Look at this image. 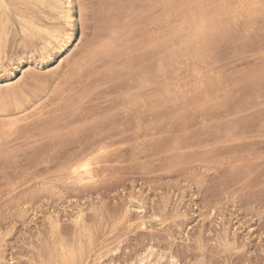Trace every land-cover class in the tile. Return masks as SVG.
<instances>
[{"label":"rangeland","instance_id":"rangeland-1","mask_svg":"<svg viewBox=\"0 0 264 264\" xmlns=\"http://www.w3.org/2000/svg\"><path fill=\"white\" fill-rule=\"evenodd\" d=\"M92 1L73 0V26L65 27V30L71 33L72 41L61 51H52V55L46 59L38 52L47 37L44 32L33 31V36L27 37L19 33L21 26L14 14L13 23H9V28L0 18L2 24L0 30L3 28L5 30L6 26L9 29V34L0 42L3 47L2 58L0 57V107L2 108V110L0 108V119L6 117L8 120L13 117L19 119L20 116L22 118L25 114L22 116L21 113H26L24 109L28 110L27 113L31 116L34 114L32 112L37 111L35 115L29 117L30 119L25 116L24 121L22 118L16 123L18 128L21 126V133L15 131L12 126L5 128L2 124L4 129L0 124V264H38L39 262L49 264L50 256L61 258L62 245L78 251L79 264L95 262L136 264L142 258L150 256L152 252L154 258L163 256L161 264H173V261L176 264H264V8L259 6L261 0H202L200 4L194 6L178 5L172 12L171 26L167 22L162 5L160 6L157 0L153 3L151 0L148 4L150 7L143 6L140 13L139 10L135 12L133 9L134 13L128 9V12L126 11L128 16L124 17L121 14L122 10L119 13V8L115 9V6L119 7L123 2L127 5L131 0H123V2L113 0V6L109 5L112 12L106 6L105 9L108 10H103L102 13L98 10L93 11L97 7L92 3L98 0ZM107 1L111 3V0H106V5H108ZM83 3L90 4L91 8L80 9ZM35 7L29 14L38 25L45 28L65 25L64 21L57 19V11L55 14V10L50 6L45 5L42 8L37 4V9ZM94 12L101 14H96L97 17ZM102 15L105 16L103 20ZM119 15L123 18L121 22L120 19L117 20ZM44 16L48 17H46L48 21ZM95 18L99 20L96 21ZM136 25L139 26L136 28ZM12 32L13 38L10 39ZM167 34L172 38L170 39ZM167 38L172 41L168 42ZM109 40L114 43L111 42L112 46L108 44ZM146 40L147 42H144ZM167 43L169 46L171 43L173 50L170 67ZM162 45L165 47H161ZM102 46L106 47L101 48ZM26 48L28 53L27 50L25 51ZM32 51L37 52V55L40 54V57L36 53L32 55ZM65 53H70L73 61ZM76 53H79L78 57ZM91 54H95L94 58ZM64 57L68 60L67 64ZM62 59L64 60L62 66L53 69ZM107 60L110 62L108 63ZM30 65H32V73L23 81L25 89L21 83L22 93L19 92L17 99L13 97L19 105H22L16 106L12 96L8 94L6 81L12 77L13 82L17 83L23 70ZM120 67L123 69L121 70ZM99 68L108 75L115 73L111 76L115 79H110L107 82L111 83H105L106 85H103L106 80L95 83V76L91 75L95 71L91 73V70L98 71ZM203 71L207 73L204 74ZM144 78H150L156 83L153 82V86L146 84L147 82L143 85L141 80L145 82ZM203 80L206 83H203ZM112 83L116 87L122 84L121 90H125L126 86L125 88H129L126 89L128 91L132 88V92H141L134 96L136 101L140 99L141 104L137 102L138 105H142H137L139 111L137 112L135 101L132 104L135 103L136 108L132 106L137 114L140 112L139 116L137 115L138 118L140 117L138 123L140 122L139 125L146 130L144 134H134L136 121L134 122L133 119L130 121L134 117L132 114H136L129 102L126 103L127 106L125 104L127 100L130 103L132 101L131 97L128 99L131 91L128 93L126 91V94L120 96L122 97L120 100L122 99V102L124 100L125 106L121 104L124 108L118 106L122 110H128L130 106L129 111H132V114L126 111L128 116L124 113L119 115L120 113L117 114L115 111V108L120 111L118 106H113L114 109L110 108L111 104H115L114 100H118L117 96L122 93L120 89L118 92V88L116 90ZM137 83L142 84V88ZM168 84L170 86H167ZM111 86L115 87L113 91L116 90V97ZM69 88L73 89L69 90ZM211 88L216 93L212 92ZM102 89L105 99H102L104 94L99 92ZM106 89L108 91L111 89L109 91L111 93L105 92ZM62 90L66 95L65 93L59 95L62 94ZM86 90H89L90 94L87 97ZM205 90L208 93L204 92ZM208 90L213 94L207 96ZM83 91H85L84 96H82ZM78 93L82 98H90L91 103L87 102L88 99L81 100ZM97 93L103 94L101 100ZM140 95L142 97L137 99ZM205 95L206 97L203 98ZM106 96L111 102L107 101ZM52 97L56 99L55 104L51 102L54 101ZM73 97L76 99H72ZM93 97L99 99L98 102ZM153 97L156 100L155 110H151ZM79 99L84 102V106L83 103H78ZM102 100H105V104L111 103L110 107L106 108L104 104L102 105ZM99 101L102 103L100 104ZM71 104L72 107L75 106L82 111V115L75 113L77 117L74 116L73 113L76 111L75 108L71 109ZM89 104H93L94 107L92 105L90 109H85L89 112L86 115V111L81 107L86 108ZM101 105L104 108H101ZM52 106L58 108L55 110ZM95 106L99 108L98 112L104 109L103 114L107 111L110 115L113 111H109L114 110L116 115L113 118L116 121L104 120L108 116L106 113V117L97 120L100 115L94 111ZM38 107L43 108L41 113ZM3 108L7 115L3 112ZM71 110L73 116L68 113ZM103 114L101 113L102 116ZM88 115L96 119L91 120L93 119L91 117L88 120ZM153 115L156 116L154 125ZM58 116L63 117L61 119ZM69 116L76 119L81 117L79 123H76L83 126L85 123L87 126H82L83 130H81L80 125L79 127L77 124L73 125L76 120L74 118L71 120ZM67 117L71 120H67L68 123L76 128L71 129L65 119ZM100 119L104 121L99 123ZM125 119L128 121L127 124ZM82 120H85L83 124ZM5 121L6 119L3 122ZM25 121L31 124L24 125L23 128L21 124H25ZM63 121L67 126L63 124L64 127L62 126L61 129ZM72 121L74 122L70 123ZM96 121L97 124L94 123V126L93 122ZM20 122L22 123L19 125ZM42 122L43 124L49 122L48 126L45 125L48 129L52 127L49 129L51 134ZM40 123L41 126L43 125L42 128L39 125L40 128L36 129ZM124 124L128 126L127 130ZM114 125H117L116 128ZM103 126L106 132L103 131ZM113 127L117 133H120L117 134L112 130ZM59 128L65 134L61 133ZM78 128L80 131L77 130ZM7 129L10 133H7ZM27 129L33 130L36 135L32 132L28 135V132L25 133ZM106 129L116 134H109ZM1 130L6 131L1 134ZM44 130L49 133L45 134ZM76 130L80 134L77 132L75 134ZM39 131L43 133L40 134ZM70 132L74 134H69ZM31 135L32 137H29ZM61 139L62 144H60ZM94 139L98 143L97 146L94 145L95 147ZM64 141H67L68 143H65L68 145L64 144ZM90 147L93 150L90 151ZM81 148V152H87L86 158L82 159L83 155L79 151ZM39 149L42 151L40 152ZM54 149L60 153L58 151L56 153ZM64 149L67 151L63 152ZM42 152L48 153L43 155ZM74 155H78L81 160ZM69 158L76 160L72 161ZM42 159L44 160L41 161ZM87 159L96 177L86 178L80 182L73 171L74 165ZM145 213L148 215L146 216ZM79 216L82 217L83 222L80 221L81 219L77 222ZM54 220L59 222L58 226L53 225ZM61 264L64 262L61 261Z\"/></svg>","mask_w":264,"mask_h":264},{"label":"bare ground","instance_id":"bare-ground-1","mask_svg":"<svg viewBox=\"0 0 264 264\" xmlns=\"http://www.w3.org/2000/svg\"><path fill=\"white\" fill-rule=\"evenodd\" d=\"M94 1V0H93ZM92 1V2H93ZM105 2H103V0L101 1V0H98V2L96 1H94L92 4H93V6H94V4L96 5L95 7H97V8H95V10L93 9V11H96V10H98V11H102V12H104L103 10H110V8L109 7H111V6H109V5H111L112 4V1L113 0H111V3L109 2L108 3V1H107V4L108 5H106L105 3H106V0H104ZM120 1V0H119ZM130 1V0H129ZM132 1V2H131ZM130 2H127V1H125V2H127V5H126V3H124L123 2V0H122V2L123 3H120V5H119V7H118V5H116L117 6V8H116V6H115V9H118L119 8V10L120 11H118L119 13H121V10H122V17H124V16H128V14H127V12H128V9H130V12H132L133 11V9H134V11L135 12H137L138 10H139V13H140V11L143 9V6H147L148 4H150V1L151 0H131ZM156 1V0H155ZM192 1V2H191ZM69 2H71V4H72V8L71 9H69L68 7H67V5L69 4ZM114 2V1H113ZM116 2V1H115ZM154 2V0H152V3ZM157 2L160 4V6L162 5V7L161 8H163V10H164V12L166 13V18H167V22L170 24V26H171V19H173L172 18V16H173V14H172V12H173V10H174V8L176 7V6H178V5H181V6H191V5H198V4H200L201 2H202V0H157ZM156 2V3H157ZM128 3H130V4H128ZM151 3V4H152ZM157 3V4H158ZM37 4H39V6H45V5H48V6H50L52 9H54L55 10V14H56V11H57V19L58 20H61V22H63L64 21V24L65 25H55V27H52V28H45V27H43V26H40V25H38L35 21H34V19H32L31 17H30V14L29 13H32V8L34 7V6H36L37 7ZM84 4V3H83ZM115 5V4H114ZM130 5V6H129ZM106 6L108 7V9H105L106 8ZM112 6H113V4H112ZM127 6H129V8H127ZM152 6V8H153V5H151ZM35 7V8H36ZM148 7H150L149 5H148ZM157 7V5H155V8ZM43 8V7H42ZM75 8V7H74ZM94 8V7H93ZM140 8V9H139ZM142 8V9H141ZM147 8V7H146ZM145 8V9H146ZM0 9L2 10L1 12H0V18H1V21H2V23L4 24V25H6V24H8V28H9V23H13V14L16 16V20H18V22H19V24H20V26H21V30H20V32L19 33H23L25 36H27V37H32L33 36V31H40V32H44L46 35H47V37L45 38V41L43 42V45L42 46H40V48L38 49L39 51V53L42 55V57L44 58V59H46L47 57H50L52 54H51V52L52 51H61L64 47H65V45L67 46V45H69L70 43H71V41H72V35H71V33H69L67 30H65V27L66 26H69V27H71V26H73V20H74V18H73V15H72V11H73V0H65V1H63V0H0ZM37 9V8H36ZM80 9H82V8H80ZM114 9V10H115ZM123 9H127V10H124L123 11ZM137 9V10H136ZM148 9H151V8H148ZM85 10V9H84ZM113 10V9H112ZM132 10V11H131ZM152 10V9H151ZM50 11V10H49ZM111 11V10H110ZM127 11V12H126ZM133 11V12H134ZM44 12H45V10H44ZM52 12V11H51ZM101 12V13H102ZM107 12H109V11H107ZM112 12V11H111ZM129 12V17H130V13ZM134 12V13H135ZM143 12V11H142ZM146 12V11H145ZM95 13V12H94ZM100 13V14H101ZM106 13V12H105ZM104 13V14H105ZM114 13V12H113ZM112 13V14H113ZM127 15H126V14ZM138 13V14H139ZM144 13V12H143ZM81 14H82V12H81ZM100 15L98 12H96L95 13V15ZM118 14V13H117ZM133 14V13H132ZM138 14H137V16H138ZM42 15V13L40 14V16ZM53 15H54V13H53ZM96 15V16H97ZM111 15V14H110ZM151 15H153V14H151ZM37 16H38V14H37ZM75 16V15H74ZM105 16H106V14H105ZM104 15H102V18L101 17H99V18H101L102 20L103 19H105L104 17H105ZM114 16V15H113ZM141 16V15H140ZM139 16V17H140ZM45 17V16H44ZM47 17V16H46ZM46 17H45V20H47L46 19ZM84 17V16H83ZM98 17V16H97ZM122 17H120V15H119V17L117 18V20L118 19H120L119 21L121 22V18ZM133 17V16H132ZM132 17L130 18V20L132 19ZM146 17V16H145ZM48 18V17H47ZM112 18V17H111ZM116 18V17H115ZM136 18V17H135ZM50 19V18H49ZM96 19V21H98L99 19H97V18H95ZM123 19V18H122ZM136 19H138V20H140L139 18H136ZM143 19L144 20H146L144 17H143ZM101 20V21H102ZM125 20H126V18H125ZM129 20V19H128ZM129 20V21H130ZM133 20H134V18H133ZM48 21V20H47ZM143 21V20H142ZM173 21V20H172ZM205 21V20H204ZM203 21V22H204ZM38 22V21H37ZM138 22V21H137ZM136 22V23H137ZM203 22H202V24H203ZM53 23V22H52ZM97 23H99V22H97ZM119 23V22H118ZM129 23V22H128ZM199 23H201V22H199ZM205 23V22H204ZM1 24V23H0ZM19 24H17V25H19ZM39 24H41V23H39ZM137 24H139V23H137ZM141 24V23H140ZM139 24V25H140ZM2 25V24H1ZM139 25H136V28H137V26H139ZM148 25V24H147ZM222 25H224V24H222ZM49 26V25H48ZM170 26H168V27H170ZM196 26V25H195ZM228 26V25H227ZM1 27V26H0ZM131 27V26H130ZM133 27V26H132ZM135 27V26H134ZM144 27V26H143ZM203 27V26H202ZM84 28H85V26H84ZM204 28V27H203ZM1 29V28H0ZM74 29V28H73ZM131 29V28H130ZM139 30L141 29L142 30V28H138ZM150 30H152V28H149ZM12 30V29H11ZM133 30V29H132ZM135 30V29H134ZM143 30H145V32H146V29H144L143 28ZM148 30V29H147ZM170 31H171V28H170ZM132 32V31H131ZM131 32H130V34H131ZM135 32V31H134ZM142 32V31H141ZM153 32H154V29H153ZM152 32V33H153ZM37 33V32H36ZM101 33V32H100ZM117 32H115V34H116ZM126 33V32H125ZM124 33V34H125ZM128 33V32H127ZM148 33V32H147ZM168 33V32H167ZM170 33V32H169ZM9 34V29H7V26H6V29L4 30V28H3V30H0V42L2 41V39H4V38H6V36ZM12 34H13V32L11 33V36H12ZM15 35H16V32L14 33ZM149 34V33H148ZM100 35V34H99ZM103 34H101V36H102ZM126 35V34H125ZM128 35H129V33H128ZM169 34H167V36H168ZM171 35H173V34H171ZM11 36H9V37H11ZM40 36V35H39ZM45 36V35H44ZM127 36V35H126ZM126 36H125V40H126ZM170 36V35H169ZM168 36V37H169ZM139 37V36H138ZM13 38V36L10 38V39H12ZM23 38V37H22ZM25 38V37H24ZM128 38H130V36L128 37ZM127 38V40H129ZM142 38V37H141ZM170 39L172 38V37H169ZM19 39H21V38H19ZM26 39V38H25ZM28 39V38H27ZM99 39H100V37H99ZM168 39V38H167ZM124 40V41H125ZM153 40V39H152ZM18 41V40H17ZM27 41V40H26ZM33 41H34V39H33ZM42 41V40H41ZM151 41V40H150ZM156 41V40H155ZM168 42H170V41H172V40H170L169 41V39L167 40ZM3 42H4V40H3ZM9 42H11V40L9 41ZM38 42V41H37ZM93 42V41H92ZM111 42H112V40L110 41L109 40V45L111 44ZM127 42V41H126ZM142 42V41H141ZM144 42H147V40L146 41H144ZM143 42V43H144ZM149 42V41H148ZM153 42V41H152ZM36 43V42H35ZM75 43V42H74ZM73 43V44H74ZM113 43V42H112ZM172 43V42H171ZM171 43H170V46H169V44L167 43V47H168V50H169V67L171 66V60H172V51L173 50H171L172 48V46H171ZM263 43V42H262ZM261 43V44H262ZM10 44V43H9ZM38 44V43H37ZM108 44H105V45H107V47H109L110 48V46H112V45H110V46H108ZM114 44V43H113ZM4 45V44H3ZM25 45V44H24ZM31 45H32V43H31ZM40 45V44H39ZM99 45H101V44H99ZM98 45V46H99ZM104 45V44H103ZM149 45V44H148ZM173 45V44H172ZM22 46V45H21ZM36 46V45H35ZM74 46V45H73ZM262 46V45H261ZM11 47V46H10ZM23 47V46H22ZM27 47V46H26ZM38 47V46H37ZM103 47H106V46H102L101 48H103ZM161 47H163V45L161 46ZM164 47H165V45H164ZM163 47V48H164ZM2 46H1V44H0V57H1V55L3 54L2 53ZM8 48V47H7ZM19 48L20 47H18V50H19ZM24 48V47H23ZM22 48V49H23ZM112 48V47H111ZM132 48V47H131ZM134 48V47H133ZM9 49V48H8ZM35 49V48H34ZM37 49V48H36ZM67 49V48H66ZM93 49H95V48H93ZM98 49H100V48H98ZM105 49V48H104ZM18 50H15V51H18ZM27 50V48L25 49V51ZM167 49H165V52H167L166 51ZM8 51V50H7ZM7 51H5L6 53H7ZM9 51H11V50H9ZM41 51V52H40ZM72 51H74V50H72ZM92 51H96V50H92ZM4 52V53H5ZM21 52V51H20ZM29 51L27 50V53H28ZM65 52V51H64ZM71 52V51H70ZM93 52V53H94ZM97 52V51H96ZM119 52V51H118ZM117 52V53H118ZM162 52H163V50H162ZM26 53V52H25ZM34 53H36V55H37V52H34ZM34 53H33V51H32V55H34ZM68 53V52H67ZM67 53H65V54H67ZM80 53V52H79ZM79 53H76L75 55H77V57H78V54ZM81 53H83L82 52V50H81ZM80 53V54H81ZM8 54H10L9 52H8ZM21 54V53H20ZM40 54H38L37 56L38 57H40ZM73 54V53H72ZM120 54V53H119ZM145 54V53H144ZM143 54V55H144ZM5 55V54H4ZM22 55V54H21ZM29 55V54H28ZM62 55H64V54H62ZM67 55H69V57L71 58V56H70V53L69 54H67ZM67 55H65L66 57H68ZM75 55H74V57H75ZM92 55V54H91ZM95 55V54H94ZM94 55H92V57L94 58ZM97 55H98V53L96 54V57H97ZM9 56V55H8ZM18 56V55H17ZM145 56V55H144ZM6 57V56H5ZM68 57V58H69ZM2 58V57H1ZM22 58V57H21ZM63 58V57H62ZM69 58V59H70ZM147 58V57H146ZM12 59H14V58H12ZM97 59V58H96ZM95 59V60H96ZM3 60V59H2ZM8 60V58L6 59V61ZM48 60V59H47ZM60 60V59H59ZM64 60H65V57H64ZM63 59L59 62V63H57V65L53 68V69H58L59 67H61L62 66V63H63V61H64ZM71 60H72V58H71ZM94 60V59H93ZM5 61V60H4ZM11 61V60H10ZM68 60H65V64H67L66 62H67ZM70 61V60H69ZM73 61V60H72ZM22 62V61H21ZM32 62H33V60H32ZM101 62H102V60H101ZM107 62H108V60H107ZM106 62V63H107ZM110 62V61H109ZM108 62V63H109ZM114 62V61H113ZM7 63V62H6ZM44 63V62H43ZM84 63V62H83ZM104 63V62H103ZM102 63V65L104 66V64ZM105 63V64H106ZM133 63V62H132ZM2 64V63H1ZM8 64V63H7ZM65 64H63V65H65ZM95 64V63H94ZM101 64V63H100ZM127 64V63H126ZM125 64V65H126ZM128 64H130V63H128ZM9 65V64H8ZM92 65V64H91ZM108 65V64H107ZM111 65H112V62H111ZM110 65V66H111ZM5 66V65H4ZM7 66V65H6ZM89 66V65H88ZM102 66V67H103ZM2 67H3V65H2ZM7 67H9V66H7ZM65 67V66H64ZM90 67V66H89ZM94 67V66H93ZM100 67V66H99ZM86 68H88L87 66H86ZM85 68V69H86ZM96 69H97V66L95 67ZM105 68H107V66L105 67ZM117 68V67H116ZM116 68H115V70H116ZM14 69V68H13ZM32 65H30L29 66V68H27V69H24L23 70V73H22V76L19 78V80L17 81V83L16 82H13V79H12V77L10 78H8L7 79V81H6V87H7V90H8V94L10 95V96H12V99L14 100V98L13 97H16V99H17V97L20 95L19 94V92L20 93H22V91H21V88L20 87H22L21 86V83H23V81L27 78V77H29V75L32 73ZM52 69V70H53ZM62 69V68H61ZM60 69V70H61ZM78 69V68H77ZM91 69V68H90ZM91 70V73L92 72H94L93 74H91V75H94L95 76V79H94V82L96 83V82H102V81H105L106 80V82H103V85H106V84H108V83H111V82H107V81H109L110 79H113V77L111 78V76L113 75H115V73H112L110 70V73H112L111 75H108L107 73H105V71L104 70H101L100 68V70L98 69V71L97 70ZM104 69V68H103ZM119 69V68H118ZM120 69H121V67H120ZM119 69V70H120ZM122 69H123V67H122ZM121 69V70H122ZM195 69H196V67H195ZM198 69V68H197ZM3 70V69H2ZM8 70V69H7ZM59 70V71H60ZM63 70V69H62ZM75 70V69H74ZM112 70V69H111ZM147 70L150 72V70H149V68H147ZM4 71V70H3ZM154 71L155 70H153V73H154ZM210 71H212V70H210ZM214 71V70H213ZM6 72V71H5ZM8 72V71H7ZM86 72H88V71H86ZM85 72V73H86ZM142 72V71H141ZM200 72V71H199ZM204 72V71H203ZM203 72H201V73H203ZM67 73V72H66ZM89 73V72H88ZM123 73V72H122ZM144 73H145V71H144ZM151 73V72H150ZM205 73H207V72H204V74ZM58 74H59V72H58ZM72 74V73H71ZM70 74V75H71ZM74 74H75V72H74ZM90 74V73H89ZM148 74V73H147ZM5 75H6V73H5ZM40 75V74H39ZM54 75V74H53ZM83 76H84V74H82ZM81 75V76H82ZM121 75V74H120ZM149 75H152V74H149ZM37 76V75H36ZM46 76V75H45ZM57 76V75H56ZM78 76H80V75H78ZM83 76H82V78H83ZM85 76H86V74H85ZM87 76H90V75H87ZM204 76H206V75H204ZM77 77V76H76ZM141 77H142V74H141ZM207 77V76H206ZM209 77V76H208ZM31 78H32V76H31ZM81 78V79H82ZM89 78V77H88ZM154 78V77H153ZM198 78V77H197ZM200 78V77H199ZM34 79V78H33ZM38 80H39V78H37ZM115 79V78H114ZM113 79V80H114ZM145 79V82H143L142 80H141V82H142V84L143 85H145V83L146 84H148L149 83V85L150 84H152L153 82L150 80V78H144ZM201 79V78H200ZM27 80V79H26ZM76 80H77V78H76ZM153 80V79H152ZM156 80V79H155ZM170 80V79H169ZM197 79H194V81H196ZM205 80V79H204ZM203 80V83H206L205 81ZM87 81V80H86ZM206 81H209V80H206ZM77 82V81H76ZM94 82H92V83H94ZM129 82V81H128ZM140 82V83H141ZM211 82V81H210ZM74 83V82H73ZM81 83H83V81H81ZM85 83V82H84ZM91 83V84H92ZM106 83V84H105ZM122 83V82H121ZM154 83H156V82H154ZM199 83H200V81H199ZM211 83H213V82H211ZM112 84H114V83H112ZM138 84V83H137ZM142 84L141 85H139L140 87L142 86ZM170 84V83H169ZM167 85V86H170V85ZM190 84V83H189ZM72 85V84H71ZM70 85V86H71ZM109 85H111V84H109ZM117 85H119V83L117 84ZM136 85V84H135ZM207 85H209V84H207ZM212 85V84H211ZM214 85V84H213ZM69 86V87H70ZM76 86V85H75ZM94 86V85H93ZM114 86H115V84H114ZM124 86V85H123ZM131 86V85H130ZM152 86H153V84H152ZM205 86V85H204ZM215 86V85H214ZM72 87V86H71ZM88 87V86H87ZM98 87H99V85H98ZM100 87H102V85L100 86ZM107 87V86H106ZM105 87V88H106ZM110 87V86H109ZM112 87V86H111ZM116 87V86H115ZM114 87V88H115ZM122 87V84H121V86H118V87H116V90H117V88H118V92L121 90L120 88ZM126 87V86H125ZM124 87V89L125 90H121V95H118L117 97H118V100L117 101H115L114 100V102H115V104L113 105V104H111V103H109V102H111L108 98L109 97H111L110 95H109V97L108 96H106V98H107V101H109V102H106V104H105V100L103 101V103L101 102V101H99V103L101 104L102 103V105L104 104V106L106 107V108H109L110 107V104L112 105V107H110V108H113V106L115 107V106H122L121 104H123L124 103V100H123V102L120 100V98H122V97H120V96H122V94H126V93H128L129 91H131V89L132 88H130V90L128 91V90H126V89H129V88H125ZM132 87V86H131ZM134 88H135V86H133ZM205 87H208V86H205ZM23 88H24V83H23ZM74 88V87H73ZM73 88H69V90L70 89H73ZM95 88H97V87H95ZM113 88V87H112ZM114 88L112 89V92H114V95H115V91H113L114 90ZM123 88V87H122ZM142 88V87H141ZM169 87H167V89H168ZM214 88V87H213ZM223 88V87H222ZM25 89V88H24ZM82 89V88H81ZM98 89V88H97ZM120 89V90H119ZM139 89V88H138ZM149 89V88H148ZM154 89V88H153ZM171 89H172V86H171ZM208 89H210V88H208ZM65 90V89H64ZM68 90V89H67ZM94 90H96V89H93V91ZM107 91H105V92H107L108 94H110L109 93V91L111 90V89H109V91H108V89H106ZM134 90H136V89H134ZM144 90V89H143ZM211 90H212V88H211ZM211 90H208L209 91V94H207V96H209V95H212L213 93H211L210 94V91ZM217 90V89H216ZM66 91V90H65ZM87 91V90H86ZM89 91V90H88ZM86 92L87 94L85 95V91H83L82 92V96H88V94H89V92ZM93 91H91V92H93ZM99 91V90H98ZM127 91V92H126ZM139 91V90H138ZM142 91V90H141ZM152 91H154V90H152ZM207 90H205L204 92H206ZM71 92V91H70ZM69 92V93H70ZM90 92V93H91ZM96 92V91H95ZM99 92H102L103 94H99V93H97V94H99V98H100V100H101V98L102 99H105V93L103 92V89H102V91H99ZM118 92H116V93H118ZM126 92V93H125ZM212 92H215V90L213 91L212 90ZM63 93H65V92H63V90H62V94H59V95H63ZM138 92H132L131 91V93L128 95L129 97H128V99H130V97H131V99H132V101H131V103H130V101H128L127 99V101H125V104L127 103V102H129V105L131 106V108H133V106L135 105V103H136V107H137V102H139V98L140 97H142L143 96V94H142V96L140 95L137 99H139L138 101H136V99H134V96L137 94ZM140 94H141V92H139ZM139 93H138V95H139ZM144 93V92H143ZM146 93V92H145ZM206 93H208V92H206ZM216 93V92H215ZM19 94V95H18ZM108 94H106V95H108ZM119 94V93H118ZM153 94V93H152ZM27 95V94H26ZM55 95V94H54ZM65 95H66V93H65ZM78 95H79V97H80V95L81 94H79L78 93ZM77 95V96H78ZM90 95V94H89ZM94 95H95V93H94ZM101 95H103L102 97H101ZM113 95V94H112ZM113 95V96H114ZM146 95V94H145ZM203 95H204V93H203ZM58 96V95H57ZM57 96H55V98L57 97ZM77 96H75V97H77ZM124 96V95H123ZM9 97V96H8ZM61 98H62V96H60ZM91 97V96H90ZM95 97H97V95L95 96ZM115 97H116V95H115ZM115 97L113 98V99H115ZM136 97V96H135ZM152 97V96H151ZM154 97H156L155 96V92H154ZM152 98V106H151V110H155V98ZM206 97V95L203 97V98H205ZM27 98V97H26ZM28 98H30L31 99V97H28ZM38 98V97H37ZM42 98V97H41ZM40 98V99H41ZM48 98H49V96H48ZM82 97H80V99H81ZM5 99H6V97H5ZM7 99H9V98H7ZM24 99V98H23ZM46 99V98H45ZM52 99H53V97H52ZM69 99V98H68ZM72 99H76V98H72ZM79 99V100H80ZM83 99H86L85 97H83L81 100H83ZM88 99V100H87ZM86 100H87V102H90L91 103V101H89L90 100V98H87ZM91 99H92V97H91ZM93 99H95L94 97H93ZM124 99H125V96H124ZM194 99V98H193ZM11 100V99H10ZM43 100V99H42ZM50 100V99H49ZM54 100V99H53ZM56 100V99H55ZM51 101V102H53L52 104H55L56 103V101ZM77 100H78V98H77ZM81 100H80V102H78V103H83V106H84V102L82 101L81 102ZM96 100V99H95ZM95 100H94V102H95ZM98 100L99 99H97L96 101L98 102ZM22 101H24V100H22ZM46 101H47V99H46ZM57 101H60V100H57ZM72 102H73V100H71ZM85 101V100H84ZM135 101V103L134 104H132L133 102ZM14 102L16 103V106H18L19 104L14 100ZM39 102V101H38ZM45 102V101H44ZM49 102V101H48ZM47 102V103H48ZM55 102V103H54ZM96 102V103H97ZM113 102V103H114ZM116 102H118V103H116ZM119 102H120V104H119ZM122 102V103H121ZM142 102V101H141ZM46 103V104H47ZM70 103V102H69ZM93 103V102H92ZM107 103H108V105H107ZM140 103V102H139ZM18 104V105H17ZM22 104V103H21ZM24 104V103H23ZM25 104H27V103H25ZM43 104H45V103H43ZM51 104V103H50ZM74 104V103H73ZM88 104V103H87ZM94 104V103H93ZM92 104V105H93ZM99 104V105H100ZM125 104H123L124 106H125ZM141 104V103H140ZM2 105V104H1ZM5 105V104H4ZM11 105V104H10ZM38 105V104H37ZM70 105V104H69ZM85 105H86V103H85ZM90 105V104H89ZM88 105V107H81V109L83 110V111H86L85 109H90L89 107H91L92 105H90L89 106ZM94 105H96V104H94ZM94 105L92 106V107H94ZM101 105V108H104L103 106ZM107 105V106H106ZM128 105V106H129ZM133 105V106H132ZM19 106H22V105H19ZM39 106V105H38ZM46 106V105H45ZM44 106V107H45ZM49 107H50V105H48ZM54 106V105H53ZM52 106V107H53ZM67 106V105H66ZM81 106V105H80ZM97 106H98V103H97ZM118 106V108H120ZM124 106H122V108H124ZM126 106H127V104H126ZM130 106H129V109H131L130 108ZM134 106V108H136ZM138 106H142V105H138ZM26 107V106H25ZM28 107V106H27ZM32 107H34V106H32ZM31 107V108H32ZM47 107V106H46ZM46 107L44 108V109H46ZM71 107H72V104H71ZM99 107V106H98ZM96 108V106H95V108L94 109H96V110H94L95 112H96V114L97 113H99L98 115H100L99 117H97V120H98V118H100V117H104L106 114H107V111L106 112H104V114H103V111H104V109H102V112H98L99 111V108ZM1 108V107H0ZM36 108V107H35ZM48 108V107H47ZM54 108V107H53ZM58 108V107H57ZM57 108H54L55 110L57 109ZM61 108V107H60ZM68 108V107H67ZM73 108H75V106H73L71 109H73ZM80 108V107H79ZM122 108H120V111L122 110ZM125 108H127V107H125ZM134 108H133V111H134ZM38 109H39V112L41 111V109H43V108H40V107H38ZM114 109V108H113ZM129 109L127 110V109H125V110H122L121 112L119 111V109L117 110V108H115V111H116V113L118 112V113H120L119 115H122L123 113L124 114H128L126 111H129ZM137 109V112L139 111V109H138V107L136 108ZM135 109V110H136ZM1 110H2V108H1ZM0 110V111H1ZM9 111H10V109H8ZM13 110H15V108L13 109ZM29 110H30V106H29ZM68 110H69V108H68ZM74 110V109H73ZM106 110V109H105ZM108 110H110V109H108ZM17 111V110H16ZM24 112H26V113H21L22 114V116L25 114V116H28V118L29 117H32L33 115H35V112H37V111H35V112H32V113H34L32 116L30 115V113H29V115H28V113H27V111H25V109L23 110ZM23 111H21V112H23ZM75 111L76 112H74L73 114H74V116L76 115V117H77V114H75V113H79V114H81V113H83L82 111H80V110H78V109H76L75 108ZM77 111H79V112H77ZM94 111L92 112V113H94ZM100 111H101V109H100ZM113 111V113H115L114 112V110H110L109 112H112ZM3 112H5V108H3ZM8 112V111H7ZM11 112V111H10ZM29 112V111H28ZM42 112H43V110H42ZM108 112V113H109ZM130 113L132 112V111H129ZM136 114H132L134 117H132L131 119H130V121L133 119V121L136 123V128L134 127V126H132V127H134L135 128V130H134V134H144L145 133V131L146 130H143V128L141 127V125H139L140 124V122L138 123V119L140 120V117L138 118V114L140 113H138L137 114V112L136 111H134ZM41 113V112H40ZM46 113V112H45ZM53 113H54V111H53ZM68 113H70V116H73V114H71L72 113V110H71V112L70 111H68ZM68 113H66L67 115L66 116H68ZM86 113V115L89 113V112H85ZM91 113V114H92ZM101 113L103 114V116L101 115ZM106 113V114H105ZM113 113L112 114H110V115H108L107 117H109V116H112L113 115ZM116 113L114 114V116H112V118L111 117H109V118H107L106 116V119H104V120H107L108 121V119H109V121L111 122V121H116L113 117H115V115H116ZM117 113V114H118ZM122 113V114H121ZM5 114H6V112H5ZM9 114V117H10V113H8ZM14 114H15V112H14ZM47 114V113H46ZM95 114V115H96ZM3 115V114H2ZM7 115V114H6ZM13 115V114H12ZM17 115V114H16ZM15 115V116H16ZM20 115V114H19ZM18 115V116H19ZM37 115V114H36ZM45 115V114H44ZM65 115V114H64ZM82 115V114H81ZM93 115V114H92ZM138 115V116H137ZM25 116L24 117H22L23 118V121L26 119L25 118ZM40 116H41V114H40ZM39 116V117H40ZM65 116V117H66ZM69 116V118H71V120L74 118V117H70ZM89 116V117H88ZM87 117L89 118L88 120H90L91 119V117H90V115H88ZM118 116V115H117ZM128 116V115H127ZM154 116V115H153ZM0 117H1V114H0ZM21 117V116H20ZM19 117V119L17 118V117H13V119L12 118H10L9 120H8V118L6 117V118H4V119H6V121H5V123L3 122L4 121V119L2 120V118L0 119V124L2 125H4L5 126V128H6V126L7 127H9V126H12V128L16 131H19L20 133H21V126H20V128H18L16 125H18V124H16L18 121H21L22 120V118H20ZM37 117H38V115H37ZM43 117V116H42ZM61 117V116H60ZM59 116H58V118H60ZM63 117V116H62ZM62 117H61V119H62ZM76 117L74 118L76 121L74 122V121H72V122H70V123H73V125L75 124H77V126L79 127V125H80V128L83 126V125H81V124H78L79 123V119L81 120V117H79V119L77 118L76 119ZM83 117V116H82ZM156 116H154V118L152 119V124L154 125V123H155V120L154 119H156L155 118ZM51 118V117H50ZM68 118V117H67ZM67 118H65L66 119V121L67 120H70L69 118L67 119ZM93 118V117H92ZM95 118V117H94ZM91 119V120H95V119ZM117 118H120V117H117ZM123 118V117H122ZM21 119V120H20ZM30 119V118H29ZM36 119V118H35ZM38 119V118H37ZM40 119H41V117H40ZM44 119V118H43ZM42 119V120H43ZM64 119V120H65ZM82 119H84V118H82ZM87 119V118H86ZM85 119V120H86ZM8 120V121H7ZM70 120V121H71ZM85 120H82V124H83V121H85ZM103 120V119H102ZM101 119H100V121H98L99 123L100 122H103ZM118 120V119H117ZM50 121V120H49ZM125 123L127 124V119H125ZM26 122V121H25ZM35 122H37V121H35ZM50 122H52V121H50ZM64 122V121H63ZM69 121H67V124H69L68 123ZM76 122H78V123H76ZM89 122V121H88ZM22 122H20L19 123V125L21 124ZM39 123V122H38ZM49 123V122H48ZM47 123V124H48ZM54 123V122H53ZM52 123V124H53ZM66 122H64V123H62L61 124V129H62V126L64 127V125H66L65 124ZM87 123V122H86ZM94 123H96L97 124V121L96 122H93V125L95 126V124ZM131 123V122H130ZM27 124H31V123H25V124H21L22 125V127L24 128V125H27ZM34 124V123H33ZM42 124H43V122H42ZM46 123L44 122V124L43 125H45ZM46 124V125H47ZM51 124V123H50ZM64 124V125H63ZM88 124V123H87ZM89 124H90V122H89ZM92 124V123H91ZM103 124V123H102ZM1 125H0V127H1ZM2 125V126H3ZM36 126H37V124H35ZM39 125H40V127L42 128V126H41V123L40 124H38V126L36 127V129L37 128H40L39 127ZM45 125V127H46V129L47 130H49L50 128H52L51 126H50V128L48 129L47 128V126ZM54 125V124H53ZM57 125V124H56ZM70 126H71V129L74 127H72V124H69ZM68 125V126H69ZM86 124L84 123V126L83 127H86L85 126ZM101 125V124H100ZM106 125H107V123H106ZM125 125V124H124ZM129 125H131V124H129ZM4 126H3V128H4ZM32 126H34V125H32ZM67 126V125H66ZM70 126H69V128H70ZM88 126H90V125H88ZM92 126V125H91ZM108 126V125H107ZM115 126V125H114ZM117 126V125H116ZM116 126H115V128H116ZM119 126H121V125H119ZM122 126H123V122H122ZM35 127H33V128H35ZM83 127L81 128V130H83ZM98 127V126H97ZM104 127V126H103ZM125 127H126V130H127V128H128V126H126L125 125ZM4 128V129H5ZM59 128V130H61ZM68 128V127H67ZM68 128V129H69ZM74 128H76V126L74 127ZM88 128V127H87ZM87 128H84L85 130H87ZM95 128V127H94ZM114 128V127H113ZM112 128V130H114V131H116L115 130V128L113 129ZM119 128V127H118ZM9 129V128H8ZM8 129H7V133L9 132L8 131ZM35 129V130H36ZM45 129V128H44ZM45 129V130H46ZM66 129V128H65ZM64 129V130H65ZM89 130H90V132H91V129L90 128H88ZM98 129V128H97ZM103 129V131H105L104 129H105V127L104 128H102ZM109 129V128H108ZM121 129V128H120ZM123 129H125L124 127H123ZM132 129V128H131ZM13 130V131H14ZM34 130V132H36ZM39 130V129H38ZM37 130V131H38ZM43 131V132H45V134H47V133H49L51 130H49V132L48 131ZM57 130V129H56ZM77 130H79L80 131V129L78 128ZM74 131L75 132V134H76V132L78 133V131ZM89 130H87V131H89ZM100 130V129H99ZM107 130V129H106ZM125 130V131H126ZM133 130H131V131H133ZM3 131H6V130H3ZM2 130H1V134L2 133H4ZM33 130H30V129H27V130H25V133L26 132H28V135L30 134L29 132H32ZM62 132L61 133H64L63 132V130H61ZM66 131V130H65ZM71 131H73V130H71ZM102 131V130H101ZM108 132H109V130H107ZM111 131V130H110ZM109 132V134H116L117 133V131H116V133L115 132ZM120 131H122V129L120 130ZM148 131H149V129H148ZM12 132V131H11ZM19 132H18V134H19ZM42 131L40 132L39 131V133L41 134V133H43ZM53 132V131H52ZM84 132V131H83ZM89 132V133H90ZM97 132V131H96ZM106 132V131H105ZM108 132H107V134H108ZM10 133V132H9ZM14 133H16V132H14ZM23 133H24V130H23ZM24 133V134H25ZM33 133V132H32ZM73 133V132H72ZM71 132L69 133V134H72ZM88 133V134H89ZM92 133V132H91ZM102 133V132H101ZM120 133V132H119ZM119 133H117V134H119ZM123 133H124V131H123ZM122 133V134H123ZM23 134V135H24ZM35 133H33V135H34ZM38 134V133H37ZM49 134H51V132L49 133ZM65 134V133H64ZM74 134V133H73ZM78 134H80V132L78 133ZM81 134H83L82 133V131H81ZM95 134H97V133H95ZM98 134H99V132H98ZM103 134H106V133H103ZM36 135V134H35ZM73 136V135H72ZM71 136V137H72ZM3 137V136H2ZM24 137H26V136H24ZM29 137H32V135L31 136H29ZM28 137V138H29ZM22 138V137H21ZM27 138V139H28ZM59 138V137H58ZM64 137H62V139H63ZM70 138V137H69ZM90 138V137H89ZM29 139H31V138H29ZM60 139V138H59ZM62 139H61V143L60 144H62ZM68 139V138H67ZM72 139H73V137H72ZM86 139V138H85ZM69 140H71V139H69ZM75 140V139H74ZM73 141V140H72ZM244 141H245V139H244ZM263 141V140H262ZM52 142V141H51ZM55 142H57V141H55ZM59 142H60V140H59ZM68 143L67 141H64V144H66V143ZM70 142V141H69ZM74 142H76V141H74ZM91 142V141H90ZM94 142H95V139H94ZM99 142V141H98ZM236 142V141H235ZM247 143H248V141H246ZM253 142H255V141H253ZM54 143V142H53ZM72 143V142H71ZM71 143H69V145L71 144ZM82 143V142H81ZM84 143V142H83ZM82 143V144H83ZM92 143H93V141H92ZM233 143V142H232ZM239 143H240V141H239ZM239 143H238V145H239ZM249 143H250V140H249ZM256 143V142H255ZM85 144V143H84ZM98 145V143H94L93 144V146L94 145ZM100 144V143H99ZM251 144V143H250ZM256 144H259V142H257ZM3 145V144H2ZM56 145V144H55ZM66 145H68V144H66ZM74 145V144H73ZM78 145V144H77ZM76 145V146H77ZM90 145H92V144H90ZM96 145V146H97ZM102 145V144H101ZM245 145H247L246 143H245ZM254 145V144H253ZM263 145H264V143H263ZM63 146H65V145H62V147ZM72 146V145H71ZM84 146V145H83ZM100 146V145H99ZM232 146H234L233 144H232ZM241 146V145H240ZM248 146V145H247ZM48 147V146H47ZM50 147L51 146H49V149H50ZM56 147H57V145H56ZM61 147V146H60ZM84 147H86V145L84 146ZM87 147H88V144H87ZM95 147V146H94ZM101 147V146H100ZM228 147V146H227ZM230 147H231V145H230ZM237 147V146H236ZM251 147V146H250ZM263 146H261V148H262ZM3 148V147H2ZM58 148V147H57ZM64 148H67V147H64ZM71 148V147H70ZM77 148V147H76ZM83 148V147H82ZM82 148L79 150L80 151V153L83 155L82 156V159H83V157L84 158H86V153L87 152H85L84 153V151H82L81 152V150H82ZM239 148H241V147H239ZM244 148V147H243ZM4 149V148H3ZM10 149H11V147H10ZM15 149V148H14ZM33 149H35V148H33ZM33 149H31V151L33 150ZM44 149H46V148H44ZM61 148H59V150H60ZM78 149V148H77ZM87 149V148H86ZM94 149H96V148H94ZM251 149H253V148H251ZM257 149V148H256ZM264 149V148H263ZM36 150V149H35ZM40 150V149H39ZM55 150V149H54ZM84 150V149H83ZM90 151L91 150H93V148H91L90 147V149H89ZM102 150V149H101ZM227 150H229V149H227ZM236 150V149H235ZM247 150V149H246ZM248 150H250L249 148H248ZM1 151V150H0ZM42 151V149L40 150V152ZM44 151H46V150H44ZM50 151V150H49ZM58 151V150H57ZM57 151L55 150V152L57 153ZM64 151H67V149L65 150H63V152ZM68 151H69V149H68ZM103 151V150H102ZM237 151V150H236ZM245 151V150H244ZM2 152H3V150H2ZM59 152V151H58ZM70 152H73V151H70ZM231 152V151H230ZM43 153V155H44V153H48V152H42ZM60 153V152H59ZM76 153H77V151H76ZM75 153V154H76ZM84 153V154H83ZM88 153H90V152H88ZM234 153V152H233ZM31 154V153H30ZM38 154V153H37ZM62 154H64V153H62ZM73 154H74V152H73ZM90 154H92V153H90ZM100 154V153H99ZM9 155V154H8ZM29 155V154H28ZM32 155H33V152H32ZM42 155V154H41ZM53 155V154H52ZM51 155V156H52ZM58 155H60V154H58ZM66 155V154H65ZM70 155H72V153H70ZM79 155V154H78ZM78 155L77 156H75L76 158L78 157ZM98 155V154H97ZM36 156V155H35ZM73 156V158H75ZM87 156H88V154H87ZM28 157V156H27ZM38 157H40L39 155H38ZM49 157H50V154H49ZM56 156H54V158H55ZM95 157V156H94ZM25 158H26V156H25ZM41 158V157H40ZM47 158H48V156H47ZM51 158V160L53 159L52 157H50ZM61 158V157H60ZM62 158H63V156H62ZM67 158V157H66ZM80 158H81V156H80ZM89 158H92V157H89ZM27 159V158H26ZM35 159V158H34ZM70 159V158H69ZM78 159H79V157H78ZM77 159V160H78ZM98 159V158H97ZM96 159V160H97ZM30 160V159H29ZM37 160V159H36ZM44 159H42L41 161H43ZM47 160V159H46ZM50 160V159H49ZM63 160V159H62ZM64 160H67V159H64ZM70 160H72V158L70 159ZM74 160H76V159H74ZM74 160H72V161H74ZM79 160H81V159H79ZM78 160V161H79ZM35 161V160H34ZM48 161V160H47ZM53 161H55V160H53ZM58 161V160H57ZM77 161V162H78ZM50 162V161H49ZM52 162V161H51ZM69 162V161H68ZM96 162V161H95ZM73 163H75V162H73ZM99 163V162H98ZM74 165V164H73ZM93 170V169H92ZM92 170H91V168H90V161H89V159H87V160H85V161H83V162H81L80 164H76V165H74V173H76V175H77V177H78V180L81 182V181H84L86 178H93V177H96V176H94L93 175V172H92ZM95 171V170H94ZM131 197V196H130ZM138 198V197H137ZM140 198V197H139ZM134 199V198H133ZM131 200V199H130ZM140 200V199H139ZM137 201V200H136ZM126 206H128V205H126ZM144 206V205H143ZM126 208H128V207H126ZM102 209H103V207H102ZM94 210V209H93ZM125 211V210H124ZM128 211H131V209H128ZM101 212V211H100ZM125 213V212H124ZM49 214V213H48ZM47 214V215H48ZM78 214H80V213H78ZM146 214V213H145ZM158 214V213H157ZM182 214V213H181ZM84 216H85V214H83ZM140 215H141V213H140ZM148 214H146V216H147ZM49 216V215H48ZM80 217V216H79ZM77 217L78 219H77V222H78V220L79 219H81L80 221H82V217ZM140 218V217H139ZM148 218V217H147ZM146 217H145V219H147ZM56 219V218H55ZM95 219V218H94ZM128 220V219H127ZM139 220H141V219H139ZM158 220V219H157ZM137 221V220H136ZM53 222V225L54 226H58L59 225V222L56 220H54V221H52ZM51 222V223H52ZM83 222V221H82ZM156 222V221H155ZM81 223V222H80ZM93 223V222H92ZM129 223V222H128ZM127 223V224H128ZM132 223V222H131ZM152 224V223H151ZM113 225V224H112ZM129 225V224H128ZM133 225V223L131 224V226ZM93 227V226H92ZM147 227V226H146ZM56 228V227H55ZM57 229H58V227H57ZM132 229V228H131ZM54 230V229H53ZM56 232H58V230L56 231ZM132 232V231H131ZM226 232V231H225ZM82 234V233H81ZM111 234V233H110ZM222 235V234H221ZM226 235V234H225ZM224 236V235H223ZM88 237H89V235H88ZM2 238V237H1ZM74 238V237H73ZM87 238V237H86ZM66 239V238H65ZM99 239V238H98ZM226 239V238H225ZM224 238H223V240H225ZM231 239V238H230ZM1 241V240H0ZM66 241H68V240H66ZM225 242V241H224ZM59 243V242H58ZM57 243V244H58ZM70 243H72V240H71V242ZM86 243V242H85ZM231 243V242H230ZM234 243H236V242H234ZM1 244V243H0ZM87 244V243H86ZM119 244V243H118ZM228 244V243H227ZM232 244V243H231ZM74 245V244H73ZM118 246V245H117ZM233 246H235V245H233ZM82 248V247H81ZM233 248V247H232ZM222 249H224V248H222ZM227 249H228V247H227ZM61 250H62V255H61V258H59V259H57V257H54V258H52L51 256H50V262H49V264H59V262H60V264H61V261L62 262H64V264H79V255L80 254H78V251H75L74 249H71V248H68L66 245H62V247H61ZM146 250V249H145ZM234 250V249H233ZM107 251V250H106ZM232 251V250H231ZM61 252V251H60ZM104 252V251H103ZM200 252V251H199ZM223 252V251H222ZM59 253V252H58ZM107 253V252H106ZM156 253V252H155ZM56 254V253H55ZM88 254V253H87ZM232 254V253H231ZM49 255V254H48ZM50 255H52V254H50ZM110 256V255H109ZM231 256V255H230ZM45 257V256H44ZM171 257V256H170ZM225 257V256H224ZM106 258V257H105ZM163 259V256H157V257H153V252L151 253V255L150 256H146V257H144V258H142L138 263H136V264H161V260ZM229 259H230V257H229ZM49 260V259H48ZM171 260V259H170ZM226 260V259H225ZM228 260V259H227ZM224 261V260H223ZM39 262V260L37 261V263ZM38 264H41L40 262L38 263ZM94 264H98L97 262H95ZM230 264V263H229Z\"/></svg>","mask_w":264,"mask_h":264},{"label":"snow or ice","instance_id":"snow-or-ice-1","mask_svg":"<svg viewBox=\"0 0 264 264\" xmlns=\"http://www.w3.org/2000/svg\"><path fill=\"white\" fill-rule=\"evenodd\" d=\"M260 7H262V8H264V0H261V4L259 5ZM67 7L69 8V9H71L72 8V4H71V2H69V4L67 5ZM82 9H84V8H91V5L90 4H87V3H84V4H82ZM83 14V13H82ZM173 264H176V262L175 261H173Z\"/></svg>","mask_w":264,"mask_h":264}]
</instances>
